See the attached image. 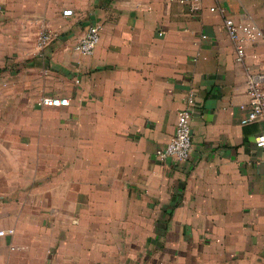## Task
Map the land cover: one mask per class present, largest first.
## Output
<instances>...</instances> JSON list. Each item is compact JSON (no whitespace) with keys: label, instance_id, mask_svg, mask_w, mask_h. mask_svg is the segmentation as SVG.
<instances>
[{"label":"crops","instance_id":"0c3cea01","mask_svg":"<svg viewBox=\"0 0 264 264\" xmlns=\"http://www.w3.org/2000/svg\"><path fill=\"white\" fill-rule=\"evenodd\" d=\"M226 17L262 32L242 64ZM92 25L83 56L73 46ZM249 74H264V0H203L196 14L0 0V264H264V121L240 125ZM189 91V159L161 162ZM44 96L70 102L41 108Z\"/></svg>","mask_w":264,"mask_h":264},{"label":"built area","instance_id":"2783aa9c","mask_svg":"<svg viewBox=\"0 0 264 264\" xmlns=\"http://www.w3.org/2000/svg\"><path fill=\"white\" fill-rule=\"evenodd\" d=\"M170 3L185 6L191 14H196L203 0H167ZM214 11V9H211ZM62 16L71 17L73 11L66 9ZM99 25L90 26L85 35L73 46V50L83 56H91L99 42ZM223 30L233 42L235 47L234 61L242 64L246 55V46L253 45L262 38V32L253 23L248 21L235 22L231 17L223 21ZM52 40L49 31H41L38 37V47L45 48ZM264 74H249L245 80L246 95L248 98L247 107H241L245 111L240 121L241 126H247L255 122L264 121ZM69 99L61 97H41L37 106L41 108H63L69 105ZM195 108V92L189 91L186 97L184 108L177 114L176 126L171 139L162 147L156 150V158L163 162L173 159L177 162H185L189 159L192 149V136L190 119ZM254 145L258 149H264V131L256 135ZM12 230H0V237L11 234Z\"/></svg>","mask_w":264,"mask_h":264}]
</instances>
